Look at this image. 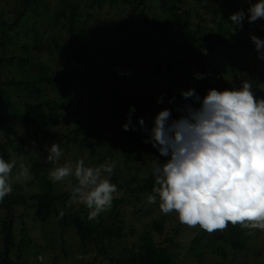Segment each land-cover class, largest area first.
<instances>
[{
  "label": "trees",
  "instance_id": "1",
  "mask_svg": "<svg viewBox=\"0 0 264 264\" xmlns=\"http://www.w3.org/2000/svg\"><path fill=\"white\" fill-rule=\"evenodd\" d=\"M52 1L29 0L24 5L25 0H20L15 21L9 24L4 18L0 20V154L17 161L13 174L23 163L33 177L31 181L16 184L14 191L0 203V264H42L39 253L48 255L47 246L39 237L32 236L33 229L26 227L27 217H31L34 226L43 232L52 226L60 229L62 234L74 231L79 248L88 251V247L94 246L96 255L105 256L107 264H212L214 258L221 260L220 264H235L239 253L247 255L251 251L253 234L250 235L249 230L229 223L224 231L209 234L199 226H187L195 236L189 247L183 248L176 240L184 226L177 214L162 213L160 219H155L161 212L159 198L155 204L147 202L155 186L152 164L162 166L170 157L160 156L151 143L144 142L154 127L158 104H153V97L149 94L138 98L133 95L143 88L141 81L144 85H151V90L168 73L176 81V89H157L154 95L160 98L163 94V102L167 104L175 97V102L170 103L174 108H169L173 119H179L182 113L177 109L185 104L200 107V103L191 98L185 100L181 95L182 91L192 88L202 101L209 89L238 88L248 80L256 98L264 97V72L255 74L258 65L254 70L247 67L249 57L258 59L250 34L256 33L260 38L264 35V19L252 24L245 19L243 24L247 26V32L240 34L239 31L233 33L229 16L242 9L247 13L248 0H242L246 4L241 0H213V5H208V0H84L90 8L100 10L107 4L116 6L120 3L133 8L130 24L121 22L119 32L106 33L112 38L114 48H104L105 41L99 47L90 36L99 28L93 31L83 28L81 15L87 13H80L81 5L72 0H61L63 10L71 13L67 22L63 21L64 15L52 14L58 27L54 32L55 42L68 41L67 54L59 64L70 69L66 71L68 79L61 81L48 74V68L41 69L39 64L32 63L31 50L25 45L21 47L22 54L9 55L8 52L13 42L9 37L11 31L19 37L32 35L36 46L44 44L39 29L47 23L46 10ZM195 1L204 9V14L196 15L197 24L187 5ZM207 16L214 17L211 19L217 32H207L205 26L210 22ZM93 47L100 49L101 58L109 63L108 67H114L115 72L106 78L112 92L110 102L97 106L88 104L91 105L88 119V116L82 117L80 106L71 112L75 89L70 86L96 81V71L89 65ZM161 47L168 54H162ZM219 48L220 54L210 61L212 57L206 55ZM28 66L40 69L29 74ZM135 68H140L136 74ZM126 72L131 74H121ZM197 73L206 74V78L196 79ZM48 86L55 91L52 97L48 94ZM17 93H25L32 100L21 114L13 99ZM130 106L136 109L132 116L136 130L124 131L122 125L127 122ZM139 118L144 119L145 128H141ZM64 119L67 121L63 122ZM17 125L23 130H17ZM53 143H59L63 150L61 164L65 161V153L72 148L80 153L73 164L78 159H84L88 166L116 162L111 180L117 184L118 192L114 194L112 206L96 220L88 219L90 210L85 205L71 202V188L76 183L74 178L70 185L67 181L54 184L49 179L53 165L47 161V156ZM140 160L151 164L149 172L143 173L138 165ZM23 209L30 212L21 213ZM131 213L149 217L151 226L138 230L129 219ZM171 220L178 222L172 237L166 235L167 222ZM44 235L47 238V234ZM121 239L133 244L118 256H112L110 248L101 245L105 241ZM32 249L36 250V259L31 263L29 252Z\"/></svg>",
  "mask_w": 264,
  "mask_h": 264
},
{
  "label": "clouds",
  "instance_id": "2",
  "mask_svg": "<svg viewBox=\"0 0 264 264\" xmlns=\"http://www.w3.org/2000/svg\"><path fill=\"white\" fill-rule=\"evenodd\" d=\"M249 7L230 14L233 33L249 24L264 19V0H248ZM258 59L264 60V39L250 34ZM130 75V72L121 73ZM223 77V74L220 75ZM196 79L206 74H195ZM252 84L245 80L240 87L209 89L202 99L194 88L182 91L200 103L199 108L185 104L177 111L179 119L172 118V110L165 108L155 117L149 139L160 156L170 157L152 169L155 186L147 197L149 204L159 198V209L165 214L175 212L181 224L190 228L199 226L209 234L224 231L229 223L249 230L264 232V97L257 99ZM172 97L169 103H174ZM163 103V94L157 100ZM135 106H130L124 131L136 130L132 123ZM141 128L145 121L139 118ZM47 161L53 165L49 172L51 182L76 183L71 188L72 203L83 204L90 211L89 220L112 206L117 184L111 177L115 161L88 166L84 159L60 163L63 150L59 143L48 149ZM0 154V203L14 191V184L30 179L29 167ZM63 216V213L60 214ZM43 262V258L39 257Z\"/></svg>",
  "mask_w": 264,
  "mask_h": 264
},
{
  "label": "rangeland",
  "instance_id": "3",
  "mask_svg": "<svg viewBox=\"0 0 264 264\" xmlns=\"http://www.w3.org/2000/svg\"><path fill=\"white\" fill-rule=\"evenodd\" d=\"M75 2H78L80 4V13H87L86 15H81L82 20H84V26L85 30L93 31L95 28H99L98 32H93L92 40L94 42H97L99 47H101L102 43L105 41V45H102V47H108V48H114V44L112 43V38H108L106 33H112L114 31L119 32L118 26L120 23L130 24L131 20V14L133 12V8L129 5L125 4H117L116 6H110L109 4L106 5L104 9H95L94 7L88 6V4L84 0H72ZM208 5H213V0H208ZM242 4L245 2L242 1ZM246 4V3H245ZM188 8L192 10L194 13L195 18V24L199 22L196 15H202L204 14V9L202 8V4L198 6V4L195 2L188 3ZM20 6V0H0V20L3 18L6 22H9V24H12L15 21V12L18 10V7ZM153 7V5H152ZM204 7V5H203ZM187 8V9H188ZM63 5L61 3V0H53L52 4L47 8V16H46V25L41 27L39 29L42 40H44V44L42 43L39 46H36L33 42L34 37L31 36H25L23 34L22 37H19L15 35V32L11 31L9 33V37L12 39V43L8 47L9 55H13L15 52L16 54H22V45H25V48H28V50H31V62L34 64H39L41 69L48 68V74L51 76H57L59 80L64 81L68 79L66 71L70 69V67L60 65L59 62L64 60L65 55L67 54V51L65 48L68 46V41H64L62 44H57L55 42V34L54 32L57 31L58 27H56V23L52 20V14L54 15H64L63 21L67 22L68 18L70 17L71 13L68 10H63ZM247 9H248V2H247ZM79 11V10H78ZM155 14H159V11L156 9H153ZM138 14H141V11L138 12ZM153 14V13H152ZM150 15V11H149ZM151 17V15H150ZM208 17V20L210 21L209 24L205 26L207 32H217V28L215 29V25L212 24V19L214 17ZM212 18V19H211ZM54 19V18H53ZM35 22V21H34ZM230 23V22H229ZM139 28V27H138ZM137 28V29H138ZM146 28H149L146 26ZM251 29H249L250 31ZM2 29H0L1 33ZM23 33V29L20 30ZM247 32V26L245 27V24H243V29L239 30L240 34H244ZM92 33V32H91ZM254 35L257 36L255 33ZM261 39H264V35L261 37ZM30 41V42H29ZM32 41V42H31ZM32 44V45H31ZM160 50L162 51V54H168L167 50L164 47H161ZM221 49H217L213 51V53H208L206 56L212 57L210 58V61L214 59L215 55L220 54ZM250 56V55H249ZM89 65H92V69L96 71V78L93 83H90L88 85L84 84H73L71 89H75L74 91V99L73 104L71 108V112L75 110L76 107L80 106L82 112V117L85 118L86 116L90 115V106L88 105L92 103L93 105L103 104L106 102H110L111 94L112 92L108 88V84L106 82L107 77H111L115 70L114 67H108V62H105L101 56H100V49L97 47H93L91 49V52L89 54ZM247 67L254 70L255 67L258 65V68L255 71V74H259L260 72H264V60H254L253 58L249 57L247 60ZM218 63V61H216ZM40 67H27V72L29 74L34 73L36 70H39ZM37 68V69H36ZM125 68V66H123ZM140 68H135L134 72H138ZM222 74H225L223 72ZM240 74L237 77L240 79ZM225 77V75H224ZM257 77V76H256ZM8 79V78H6ZM136 79H139L137 77ZM141 84L143 88L137 91L133 96L134 97H142L141 95H151L153 97V104H158L157 112H155V116L163 109L165 108H174V105H171L170 103L167 104L166 101L163 103H157V100L159 99L158 96L154 95L155 91L157 89H176L177 83L176 81L167 73L164 75V77L159 79L155 87H151V90H149V87L151 85H144V83L141 81ZM136 88V85L135 87ZM133 88V89H134ZM59 89V87H58ZM49 96H54L55 91L52 90L48 86L47 88ZM154 90V91H153ZM153 91V92H151ZM143 95V96H144ZM13 99L15 102L16 108L18 109L19 113H23V110L25 108V105L29 102H32V100L25 95V93H17L13 95ZM34 102V101H33ZM81 105H78V104ZM72 116V113H71ZM62 120V118H60ZM88 119L90 117L88 116ZM67 120L64 119L63 122H66ZM23 128L20 125H17V130ZM25 132V130H24ZM32 141L34 139L31 137ZM64 146V145H63ZM158 152L157 149L155 150V153ZM80 153L78 150L68 149V151L65 153V161L73 163V160H75L76 156H78ZM159 154V153H158ZM85 157L88 158V154L84 153ZM63 161V160H62ZM157 163V161H155ZM138 165L140 168L144 171L143 173L149 172V169L151 167L150 163H146L143 160L138 161ZM156 164H152V167H154ZM151 167V168H152ZM142 173V174H143ZM143 178V176H142ZM140 179V177H139ZM33 180V177L30 175V179L28 181ZM141 180V179H140ZM23 182V181H22ZM20 182V183H22ZM19 183H15L14 186ZM69 184V183H68ZM70 185V184H69ZM73 209L70 210L72 212ZM27 214L28 210H22L21 213ZM31 214V213H29ZM33 215V214H32ZM35 218V216L33 215ZM162 217V212L158 213L155 217V219H160ZM130 221L137 227L138 230L144 229V226H151V219L149 217L144 216H134L133 213L130 214L129 217ZM175 219V218H174ZM26 227L29 228L32 236L39 237V240L43 242V245L46 247L45 249H48V255L39 253L38 257L43 258L42 264H107V259L103 255H96L95 248L92 246L91 248L88 247V251L84 248H79V240L75 234L74 231L70 230L67 231L65 234H62V231L58 229L57 227L52 226L50 230L43 232L41 229L36 228L34 226V222L31 220V217L25 218ZM178 222L177 220H171L167 222L166 227V235L167 236H173V231L176 228ZM47 228V225L45 226ZM45 234H47V238H45ZM194 231L189 229L186 225L181 227V231L179 232V236L176 237V240L180 243V245L183 246V248L189 247L191 244V241L194 238ZM139 237V234L137 235V238ZM133 242L130 240H117L116 242H109L105 241L104 243H101L102 246H105L106 248H110V254L112 256L119 255L121 252H124L126 248H129ZM64 248V252L62 250ZM29 261L32 263L36 259V250L32 249L31 252H29ZM233 255V254H232ZM50 257V258H49ZM77 260L79 262H77ZM236 262L235 264H264V232H261L259 230H255L252 242H251V251H249L246 254H238L236 256ZM198 261H196L197 263ZM221 260H218L216 258L213 259L212 264H220ZM193 264V263H190ZM222 264H228L222 263Z\"/></svg>",
  "mask_w": 264,
  "mask_h": 264
},
{
  "label": "water",
  "instance_id": "4",
  "mask_svg": "<svg viewBox=\"0 0 264 264\" xmlns=\"http://www.w3.org/2000/svg\"><path fill=\"white\" fill-rule=\"evenodd\" d=\"M28 1H29V0H25L24 5H26Z\"/></svg>",
  "mask_w": 264,
  "mask_h": 264
}]
</instances>
